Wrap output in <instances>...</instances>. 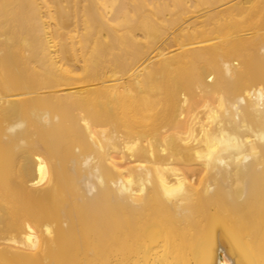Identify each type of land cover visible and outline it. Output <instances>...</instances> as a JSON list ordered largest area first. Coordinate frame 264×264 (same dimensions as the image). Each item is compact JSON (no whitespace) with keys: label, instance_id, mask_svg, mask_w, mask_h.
Here are the masks:
<instances>
[{"label":"bare ground","instance_id":"bare-ground-1","mask_svg":"<svg viewBox=\"0 0 264 264\" xmlns=\"http://www.w3.org/2000/svg\"><path fill=\"white\" fill-rule=\"evenodd\" d=\"M0 264H264V0H0Z\"/></svg>","mask_w":264,"mask_h":264}]
</instances>
